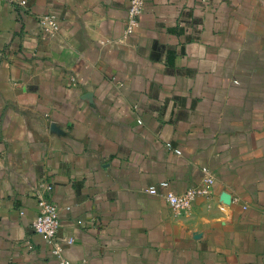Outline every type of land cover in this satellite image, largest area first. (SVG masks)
Returning a JSON list of instances; mask_svg holds the SVG:
<instances>
[{
    "label": "crops",
    "instance_id": "crops-1",
    "mask_svg": "<svg viewBox=\"0 0 264 264\" xmlns=\"http://www.w3.org/2000/svg\"><path fill=\"white\" fill-rule=\"evenodd\" d=\"M25 1L0 4V264H59L37 195L72 264H264V0H145L130 28L129 0ZM203 167L182 213L146 190Z\"/></svg>",
    "mask_w": 264,
    "mask_h": 264
},
{
    "label": "built area",
    "instance_id": "built-area-1",
    "mask_svg": "<svg viewBox=\"0 0 264 264\" xmlns=\"http://www.w3.org/2000/svg\"><path fill=\"white\" fill-rule=\"evenodd\" d=\"M25 2V0H0V4L9 5H24ZM144 5L145 0H129L127 28L132 27L137 22V17L143 11ZM38 25L39 30L42 32L54 33L58 28L57 19L53 14L39 15ZM137 122L140 123V119ZM166 147L173 150L176 154L180 153V150L173 147L169 142L166 143ZM202 170L204 172L202 186H190L181 192H175L170 188L169 181L163 179L156 184L148 185L146 190L148 193L155 195L159 193L158 189H162L161 195L172 210L178 214L182 213L190 208L197 196L208 193L209 188L214 183V177L209 173L208 169L203 167ZM31 224L33 230L44 238L52 254L57 257L59 264H72L61 253L63 244H70L72 239L59 233V212L58 205L55 202L43 195H37V212Z\"/></svg>",
    "mask_w": 264,
    "mask_h": 264
}]
</instances>
